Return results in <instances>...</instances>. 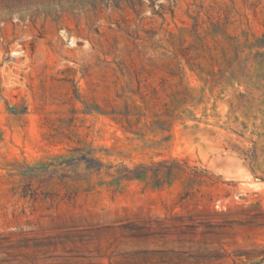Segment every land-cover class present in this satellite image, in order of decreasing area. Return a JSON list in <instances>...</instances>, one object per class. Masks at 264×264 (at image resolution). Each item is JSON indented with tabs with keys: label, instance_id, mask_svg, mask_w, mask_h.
Listing matches in <instances>:
<instances>
[{
	"label": "rangeland",
	"instance_id": "rangeland-1",
	"mask_svg": "<svg viewBox=\"0 0 264 264\" xmlns=\"http://www.w3.org/2000/svg\"><path fill=\"white\" fill-rule=\"evenodd\" d=\"M0 264H264V0H0Z\"/></svg>",
	"mask_w": 264,
	"mask_h": 264
}]
</instances>
